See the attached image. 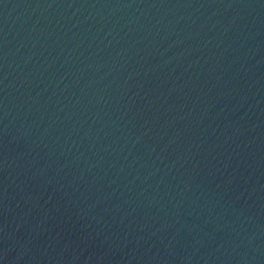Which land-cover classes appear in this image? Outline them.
<instances>
[{
  "label": "water",
  "instance_id": "95a60500",
  "mask_svg": "<svg viewBox=\"0 0 264 264\" xmlns=\"http://www.w3.org/2000/svg\"><path fill=\"white\" fill-rule=\"evenodd\" d=\"M0 264H264V0H0Z\"/></svg>",
  "mask_w": 264,
  "mask_h": 264
}]
</instances>
